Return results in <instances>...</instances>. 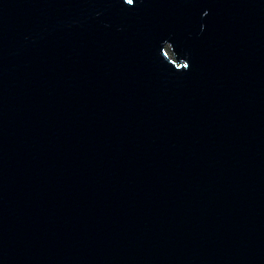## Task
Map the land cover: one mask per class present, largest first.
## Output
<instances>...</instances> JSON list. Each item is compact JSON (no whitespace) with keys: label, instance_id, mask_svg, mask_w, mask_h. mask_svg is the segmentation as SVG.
<instances>
[{"label":"water","instance_id":"95a60500","mask_svg":"<svg viewBox=\"0 0 264 264\" xmlns=\"http://www.w3.org/2000/svg\"><path fill=\"white\" fill-rule=\"evenodd\" d=\"M0 264H264V0H0Z\"/></svg>","mask_w":264,"mask_h":264}]
</instances>
